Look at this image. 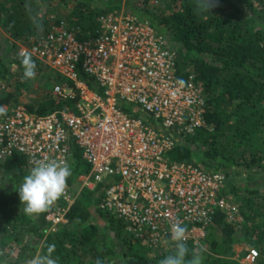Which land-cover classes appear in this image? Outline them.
I'll return each mask as SVG.
<instances>
[{"label": "trees", "instance_id": "1", "mask_svg": "<svg viewBox=\"0 0 264 264\" xmlns=\"http://www.w3.org/2000/svg\"><path fill=\"white\" fill-rule=\"evenodd\" d=\"M151 1L0 0V106L22 104L39 115L76 110L78 97L63 100L53 92L55 85L72 83L34 56L37 73H53L47 78L52 88L24 98L31 83L23 79L17 50L31 38L63 23L79 41L94 39L102 32L100 19L109 13L124 11L150 21L177 50L179 74L193 75L205 100L206 126L194 136H182L169 155L177 162L222 172L227 178L223 194L239 204L242 217L227 220L226 211L219 210L203 243L188 244L189 256L194 250L203 264H244L240 259L257 248L253 264H264V181L256 179L264 173V0H216L217 6L206 14L196 11L195 0ZM63 7L67 11L62 15L58 11ZM82 78L95 85L91 76ZM6 117L0 116V122ZM68 165L72 175L67 186L76 198L66 222L54 227L47 219L50 211L67 203L60 198L48 212L26 215L18 189L34 165L22 154L0 158V264H25L52 244L57 264H159L174 252L171 246L159 253L144 239L134 238L122 219L103 210L104 186L80 190L78 178L90 170L80 148L73 146ZM235 244L245 247L238 259L233 258Z\"/></svg>", "mask_w": 264, "mask_h": 264}, {"label": "built area", "instance_id": "2", "mask_svg": "<svg viewBox=\"0 0 264 264\" xmlns=\"http://www.w3.org/2000/svg\"><path fill=\"white\" fill-rule=\"evenodd\" d=\"M100 22L102 32L94 39L79 41L61 23L31 38L29 45H19L17 54L29 50L72 83L55 85L54 94L78 101L76 110L46 115L22 104L8 106L0 122V158L22 154L31 165L53 159L68 164L76 146L90 167L78 178L80 190L104 186L100 207L122 219L134 238L161 253L174 246L171 225L181 222L188 229L187 243L199 246L219 210L236 220L223 194L227 178L222 172L169 155L182 136H194L206 126L202 91L193 75L179 74L177 50L150 21L123 11ZM84 74L95 85L83 80ZM61 198L67 206L53 208L47 217L54 227L66 222L76 198L73 188L67 186ZM257 257L251 249L245 259L253 264Z\"/></svg>", "mask_w": 264, "mask_h": 264}, {"label": "clouds", "instance_id": "3", "mask_svg": "<svg viewBox=\"0 0 264 264\" xmlns=\"http://www.w3.org/2000/svg\"><path fill=\"white\" fill-rule=\"evenodd\" d=\"M215 6L216 0H195V9L200 14L211 13ZM18 55L24 69L23 79H34L37 65L32 59V53L22 49ZM6 115L7 109L0 106V116ZM71 175L72 170L65 161L55 159L36 161L18 189L19 198L25 205L24 213L28 216H38L48 212L61 197L65 196L67 180ZM188 239L187 227L181 222L173 223L171 241L174 244V252L160 260L159 264H203L202 255L196 251L193 250L189 256ZM54 251L55 245H49L45 254L37 253L25 264H57V260L52 257ZM97 264L101 262L98 260Z\"/></svg>", "mask_w": 264, "mask_h": 264}, {"label": "rangeland", "instance_id": "4", "mask_svg": "<svg viewBox=\"0 0 264 264\" xmlns=\"http://www.w3.org/2000/svg\"><path fill=\"white\" fill-rule=\"evenodd\" d=\"M67 11L66 7H63V9H60L58 12L60 14H65ZM165 34V32H163ZM166 35V34H165ZM48 74H53L49 69H45L43 71V73H37L36 72V76L34 79H30V90L25 94L24 98L27 100L29 99L28 97L30 96H39V95H43V93L50 91L52 86H51V80H48L47 78H49ZM43 75V76H42ZM130 106V105H129ZM132 108V107H131ZM134 112V111H132ZM136 113L135 116L138 118H142V119H147L148 115H146L145 113L138 111V112H134ZM242 177V176H241ZM232 179H234L236 182L239 181V176L234 175L232 177ZM257 181H264V173L260 174L259 176L256 177ZM6 185L10 186V187H14L13 184L11 183H7ZM231 207H232V212L234 217L236 218V220L240 221L242 219L241 215H240V210H239V204L237 205V202H233L231 201ZM89 222H83L82 226L87 225ZM169 248V247H168ZM244 246H239L237 244L234 245V259H238L239 255L242 253V251L244 250ZM257 249V248H254ZM258 250V249H257ZM240 261L244 264H251L248 261H246L245 258L240 259Z\"/></svg>", "mask_w": 264, "mask_h": 264}]
</instances>
